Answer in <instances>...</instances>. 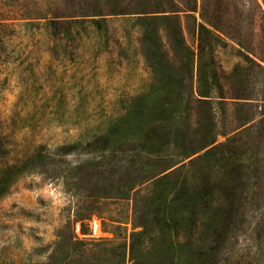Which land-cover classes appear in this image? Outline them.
<instances>
[{
  "label": "rangeland",
  "instance_id": "1",
  "mask_svg": "<svg viewBox=\"0 0 264 264\" xmlns=\"http://www.w3.org/2000/svg\"><path fill=\"white\" fill-rule=\"evenodd\" d=\"M0 264H264V0H0Z\"/></svg>",
  "mask_w": 264,
  "mask_h": 264
},
{
  "label": "built area",
  "instance_id": "2",
  "mask_svg": "<svg viewBox=\"0 0 264 264\" xmlns=\"http://www.w3.org/2000/svg\"><path fill=\"white\" fill-rule=\"evenodd\" d=\"M80 230V225H76V231L79 232ZM106 234L103 231L102 223L99 219H93L90 222V237L94 239H101L105 237Z\"/></svg>",
  "mask_w": 264,
  "mask_h": 264
},
{
  "label": "trees",
  "instance_id": "3",
  "mask_svg": "<svg viewBox=\"0 0 264 264\" xmlns=\"http://www.w3.org/2000/svg\"><path fill=\"white\" fill-rule=\"evenodd\" d=\"M96 16H100L101 18H103L102 15L84 16L83 19H80V20H77V21H87V20H91L93 23H97L99 20H105V19H95L94 17H96ZM90 17H92V18H90ZM48 22H49V24H52V23L54 25L57 24L55 20H51V21H48Z\"/></svg>",
  "mask_w": 264,
  "mask_h": 264
}]
</instances>
